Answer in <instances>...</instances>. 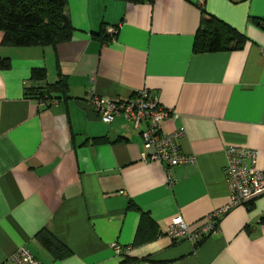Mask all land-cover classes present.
<instances>
[{
  "label": "crops",
  "instance_id": "obj_1",
  "mask_svg": "<svg viewBox=\"0 0 264 264\" xmlns=\"http://www.w3.org/2000/svg\"><path fill=\"white\" fill-rule=\"evenodd\" d=\"M202 9L244 34L243 48L194 52ZM64 11L73 34L55 46H3L0 32L10 59L0 69V264H15L21 246L42 264H264V194L220 212L196 245L166 234L174 216L192 232L229 202L228 146L254 148L264 170V25L253 19H264V0H67ZM41 66L46 81H30ZM59 76L65 95L24 96ZM139 90L169 111L161 129L183 130L193 162L144 161L132 122L106 123L90 102L91 92L124 101ZM134 207L154 224L136 245ZM40 230L70 254L54 258Z\"/></svg>",
  "mask_w": 264,
  "mask_h": 264
},
{
  "label": "trees",
  "instance_id": "obj_2",
  "mask_svg": "<svg viewBox=\"0 0 264 264\" xmlns=\"http://www.w3.org/2000/svg\"><path fill=\"white\" fill-rule=\"evenodd\" d=\"M132 3L151 2L152 0H123ZM67 0H0V32L2 33L1 44L3 46L28 47V46H55L71 39L73 26L64 11ZM264 25V19L253 18ZM105 28H101L104 40ZM110 38V37H109ZM247 39L244 34L224 23L213 15L201 10L199 27L193 41L194 52L238 50L243 48ZM10 67L8 57H0V69ZM47 72L44 67H33L29 80L32 82H45ZM67 92L66 82L59 76L53 83H45L43 86H30L24 88V96L32 97L43 102L58 99ZM57 93L58 96H53ZM133 207V206H132ZM135 209L139 210L137 207ZM139 228L132 245L142 240L140 233L142 225L152 229L154 224L148 214L139 210ZM37 237L41 244L56 259H61L70 254V250L52 233L40 230ZM202 239V238H201ZM198 240L196 244H198ZM131 261L125 259L123 264Z\"/></svg>",
  "mask_w": 264,
  "mask_h": 264
},
{
  "label": "built area",
  "instance_id": "obj_3",
  "mask_svg": "<svg viewBox=\"0 0 264 264\" xmlns=\"http://www.w3.org/2000/svg\"><path fill=\"white\" fill-rule=\"evenodd\" d=\"M107 32L113 34L114 28L109 27ZM90 95L91 105L102 121L109 123L116 115L122 114L132 122L144 147L149 150L143 157L144 161L159 162L166 167L194 161L193 155L185 154L179 148L177 141L183 135L182 129L171 133L162 131L161 122L170 115L169 111L147 90H139L135 96L124 101L101 98L92 92ZM225 154L227 160L224 170L229 188V202L221 210L208 214L207 223L192 232L180 215L174 216L166 229L170 239L185 238L196 243L214 230L220 212L246 204L264 194V170L257 166V151L254 148L228 146ZM168 184H172L171 177H168ZM12 259L15 264H42L25 246L17 248Z\"/></svg>",
  "mask_w": 264,
  "mask_h": 264
}]
</instances>
